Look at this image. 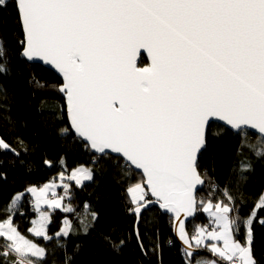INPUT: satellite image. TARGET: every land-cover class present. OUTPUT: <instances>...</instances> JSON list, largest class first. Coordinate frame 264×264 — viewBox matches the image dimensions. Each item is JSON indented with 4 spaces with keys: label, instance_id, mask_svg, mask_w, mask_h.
<instances>
[{
    "label": "snow or ice",
    "instance_id": "obj_1",
    "mask_svg": "<svg viewBox=\"0 0 264 264\" xmlns=\"http://www.w3.org/2000/svg\"><path fill=\"white\" fill-rule=\"evenodd\" d=\"M14 3L24 33L23 55L40 58L64 75L61 90L67 96L75 132L103 156L109 155L106 150L120 153L130 165L143 170L145 180L128 189L134 194L137 215L151 203L146 200L144 184L177 219L181 213L191 216L197 210L195 187L203 184L197 159L206 147L212 117L226 121L238 133L256 130L262 146L255 154L264 156V0ZM7 4L8 0H0V8ZM142 50L151 59L148 67L137 66ZM0 145L9 147L3 141ZM250 167L241 165L243 171ZM82 177L91 181V170L84 169ZM224 195L233 199L227 191ZM44 197L41 191L38 201ZM44 202L73 211L59 200ZM213 207L221 230L206 237L201 231L192 237L196 246L203 239L223 241L222 247L211 245L209 250L224 264H257L252 249L254 215L241 220L230 215L233 207L211 202L205 211ZM41 219L35 235L52 239L43 223L49 217L42 215ZM5 223L10 243L0 255L6 260L12 251L17 254L13 264H44L46 250L19 234L10 221ZM241 224L247 229L243 243L235 235ZM177 228L188 245L186 255L191 257L192 242L185 238L184 225ZM69 234L66 226L57 239ZM0 236L5 232L0 231ZM123 244L120 240L113 247ZM140 246L147 255L142 242ZM25 253L36 260L20 259ZM69 261L66 255L65 264Z\"/></svg>",
    "mask_w": 264,
    "mask_h": 264
},
{
    "label": "trees",
    "instance_id": "obj_2",
    "mask_svg": "<svg viewBox=\"0 0 264 264\" xmlns=\"http://www.w3.org/2000/svg\"><path fill=\"white\" fill-rule=\"evenodd\" d=\"M23 29L14 0L0 8V225L10 221L19 234L44 248V264H191L206 255H214L204 243L196 246L195 236L218 231L215 219L208 217L204 207L211 202L233 207L232 216L241 220L254 215L251 226L252 249L257 264H264V156H257L261 137L250 132L233 133L219 124L208 130L206 149L198 161V171L205 187L198 193L196 218L187 230L193 246L204 254L188 259L173 236V219L157 208L143 213L136 228V207L128 189L144 181L121 159L110 155L99 157L71 132L64 100L59 93L61 80L40 65L29 64L22 57ZM147 61L142 58L141 65ZM66 130V131H65ZM251 145L252 147H249ZM242 164H250L247 171ZM87 167L93 172L91 182L79 185L71 179L74 170ZM66 175L67 203L73 211L55 210L51 214L49 235L60 231L69 219L74 232L68 237L45 239L31 233L35 220L28 190ZM225 191L233 197L230 201ZM22 200L14 205L16 195ZM148 201V195L146 197ZM203 202V203H201ZM143 204V203H142ZM94 214V215H93ZM139 232V240L137 238ZM241 224L236 239L246 238ZM124 240L122 246L113 244ZM147 251V255L141 249ZM7 236H0V252L8 245ZM36 258L21 255L20 259ZM17 254L9 251L7 259L0 255V264H13Z\"/></svg>",
    "mask_w": 264,
    "mask_h": 264
},
{
    "label": "water",
    "instance_id": "obj_3",
    "mask_svg": "<svg viewBox=\"0 0 264 264\" xmlns=\"http://www.w3.org/2000/svg\"><path fill=\"white\" fill-rule=\"evenodd\" d=\"M21 27H22V26H21ZM23 53H24V49H23V51H22V57H23V59L26 60L29 64H32V65H40L41 67H43V68H45V69H47V70L53 72V73H54V74H55V75L61 80L62 84H61L60 87H59V93H60L61 97H62L63 100H64L65 110H66L67 120H68V123H69L70 130H71V132L74 134V136H75L76 138H78V139L81 140L85 145H87L88 142L85 141V140H83V138H81V137L75 132V130H74L73 126H72L71 117H70V112H69V102H68L67 96L65 95V92L61 90V89H63L64 86H65V79H64V75H63V73H61V72L59 71V69H57L54 65H52V64H50V63H48V62H46V61H44V60H42V59H40V58L28 59L27 57H25V56L23 55ZM142 58H145V59H146V61H147V64H146V65H141V60H142ZM150 64H151V59H150V57H148L146 51H143V50H142L141 56H140V57L138 58V60H137V66H138V67H148V66H150ZM213 124H219V125L223 126L224 128H226L227 130L233 132V133H238V132L234 131V130L231 128V126L227 124L226 121H222V120H220L219 118L212 117V118H210V120H209V127H208V129H207V134H208V130H209V128H210L211 125H213ZM247 131L250 132V133H252L253 135H255V136H257V137H260V135L256 132V130H252V129L248 128ZM89 149H90V151H91V153H92L93 155H95V156H99V157H103L102 154L96 152L95 150H93V149H91V148H89ZM205 149H206V147L203 148V149L201 150V152L198 154L197 163H198V161H199V158H200L201 154L203 153V151H204ZM106 151L109 152V155H110V156L121 159V160H122L126 165H128V166H129L134 172L141 174L142 177H143V179L145 180V177H144V175H143V170H142V169H136L134 165H130V162H128V161L126 160V158L123 157L122 154H120V153H112L110 150H106ZM200 176H201V175H200ZM201 179L203 180V184H197L196 187H195V195H196V198L198 197V193H199V191H201V190L205 187V184H206V182H205V180L203 179L202 176H201ZM143 186H144V188H145L146 191H147L148 198H149L148 201H151V203H147V205H146L145 207H142V208H141V211H140V213H139V215H137V214L133 211V214H134V215L136 216V218H137L136 228H138V225H139V222H140V220H141V217H142V215H143V213H144L145 211L150 210V209H152V208H154V207L157 208L162 214H164V215H168L169 217H171V218L173 219V226H172V229H173L174 240H175L176 243H177V244L183 249V251H184V253H185V255H186V252L189 250V249H188V245L184 242L183 239H181V232H180V230L177 228V225L180 224V223H182V224L184 225V232L186 233V237H185V238L191 240V238H190V236H189V233H188V230H187V227H188V224H189L190 222H192V221L196 218L197 210H198V198H197V210H196L191 216H188V215H186V214H184V213H181V214H180V218L177 219L175 213L170 212V211H167L166 209H164V208H162V207L160 206V204H161L162 202L158 201L157 198H156L155 196H152V195H151V190H150V188L147 187L146 184H144ZM191 242H192V240H191ZM191 251H192V253H193V255H192L191 257H189L188 255H186V257H187L188 259H192L194 256H200V255H202V254L205 253L204 250H202V249H198V248H195V247L193 246V243H192V249H191Z\"/></svg>",
    "mask_w": 264,
    "mask_h": 264
},
{
    "label": "rangeland",
    "instance_id": "obj_4",
    "mask_svg": "<svg viewBox=\"0 0 264 264\" xmlns=\"http://www.w3.org/2000/svg\"><path fill=\"white\" fill-rule=\"evenodd\" d=\"M84 169H89V168L80 167V168L74 170L73 173L71 174V179L74 180L79 185H83V184L91 182L93 180L92 179L91 181H89V180H84L83 179L82 172H83ZM73 174H75V178H73ZM92 175H93V172H92ZM67 178L68 177L66 175L60 174L57 177V179L52 180V181L44 184L43 187H37V186L31 187L30 189H35L36 190L35 192H32V191L28 190V194H29L30 198L32 199V201H34L33 203L36 206V210L35 211H36V214H37L35 220L33 221V225H32V228H31V233L33 235H35V230L38 229L40 227L41 223H42V219H41L42 215H47L49 217V222H43V223H44V227L46 229L47 235L52 237V238L53 237L57 238V234L64 232L65 229H66V226L68 227V230H69L70 234H72L75 231L74 227H73V224L67 218V219H65L63 221V225H62V227H61L59 232H57L55 235H49V233H48L49 225H50L51 219H52V217H51L52 212L55 211V210H60V211H66V210L63 207L62 208L50 207L49 204L44 202V199H47L49 201H51V200H59L62 205H69L67 203V198H68L67 195L65 193L61 192L62 190H64L66 188L65 181L67 180ZM41 191H43L45 193V197L38 201V195H39V193ZM145 193H146V197H147L148 194H147L146 189H145ZM129 195H130V197L133 200L134 199V194L129 192ZM17 197H19V199H17ZM22 198H23V194L16 195L15 200H14V205H17L22 200ZM141 203H144V201H141ZM262 203H264V198H263ZM208 205L209 204H207L203 208L204 211H205V208L208 207ZM214 211H215V208L213 207V208H211V209H209L208 211H205V212H206V215L208 217H210V218H212L214 220L215 217L212 214ZM216 225H217V221H216ZM220 230L221 229L218 228V231H220ZM0 231L5 232V235L7 236L8 225H5V226H1L0 225ZM204 236L206 237L207 234H205ZM37 237H42V236H37ZM62 237H60V238H62ZM42 238H44V237H42ZM204 241H205L204 243H209L210 242L211 245H217V246H220V247L223 246V241H212V240H207V239H205ZM23 255H26L28 257L31 256L30 253H25ZM207 261H217V264H224V262L220 258L217 259V258H215L213 256H208V255H206V256H204L202 258H199L196 262L191 263V264H198V262H199V264H204V262H207Z\"/></svg>",
    "mask_w": 264,
    "mask_h": 264
},
{
    "label": "built area",
    "instance_id": "obj_5",
    "mask_svg": "<svg viewBox=\"0 0 264 264\" xmlns=\"http://www.w3.org/2000/svg\"><path fill=\"white\" fill-rule=\"evenodd\" d=\"M195 236V233L193 234V237Z\"/></svg>",
    "mask_w": 264,
    "mask_h": 264
},
{
    "label": "bare ground",
    "instance_id": "obj_6",
    "mask_svg": "<svg viewBox=\"0 0 264 264\" xmlns=\"http://www.w3.org/2000/svg\"><path fill=\"white\" fill-rule=\"evenodd\" d=\"M33 205H35V204L33 203Z\"/></svg>",
    "mask_w": 264,
    "mask_h": 264
},
{
    "label": "clouds",
    "instance_id": "obj_7",
    "mask_svg": "<svg viewBox=\"0 0 264 264\" xmlns=\"http://www.w3.org/2000/svg\"><path fill=\"white\" fill-rule=\"evenodd\" d=\"M34 206V205H33Z\"/></svg>",
    "mask_w": 264,
    "mask_h": 264
}]
</instances>
